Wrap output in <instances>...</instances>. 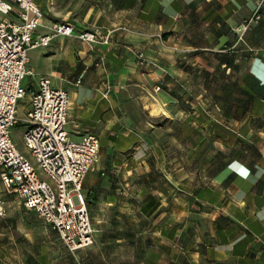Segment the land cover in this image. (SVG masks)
<instances>
[{"label":"crops","instance_id":"crops-1","mask_svg":"<svg viewBox=\"0 0 264 264\" xmlns=\"http://www.w3.org/2000/svg\"><path fill=\"white\" fill-rule=\"evenodd\" d=\"M37 2V34L70 21L110 36L30 52L28 86L68 89L71 136L100 137L84 181L96 242L72 251L0 175V264H264L259 0Z\"/></svg>","mask_w":264,"mask_h":264},{"label":"built area","instance_id":"built-area-1","mask_svg":"<svg viewBox=\"0 0 264 264\" xmlns=\"http://www.w3.org/2000/svg\"><path fill=\"white\" fill-rule=\"evenodd\" d=\"M263 6L264 0H259L258 9ZM262 16L255 14L257 19ZM44 17L37 0H0V175L75 251L96 242L84 181L99 160L100 137L88 132L80 140L73 139L67 129L72 103L68 89L53 85L48 76L41 77L36 88L25 86L24 80L35 75L33 48L48 47L62 35L92 43L108 42L110 36L99 29L78 30L70 21L55 22L48 32L37 34ZM139 55L144 65L146 55ZM28 95V109L21 117L19 104ZM19 123L26 126L28 153L12 136Z\"/></svg>","mask_w":264,"mask_h":264},{"label":"rangeland","instance_id":"rangeland-1","mask_svg":"<svg viewBox=\"0 0 264 264\" xmlns=\"http://www.w3.org/2000/svg\"><path fill=\"white\" fill-rule=\"evenodd\" d=\"M29 81H32V78L30 76H28L24 80V85L28 87ZM141 93H144L142 88H140L138 90V95H140ZM136 98L140 102L146 101L144 97L136 96ZM29 99H30V96L28 95L26 98L22 99L20 104H19V108L18 109H19V115L21 117H23L25 115V112H27L28 105H29ZM154 114L155 115H153V116H155V117H153V119L158 123L159 130H162L163 132H165L164 130H165L166 126H168L169 123L171 122L170 115L165 114L163 110H159V109L155 110ZM145 117L148 118V115L146 114ZM25 127L26 126L23 123H19V124L15 125L12 128V136H13V139H14L15 143L18 145V147L24 153H28V150H27V148L25 146V143H24Z\"/></svg>","mask_w":264,"mask_h":264},{"label":"trees","instance_id":"trees-1","mask_svg":"<svg viewBox=\"0 0 264 264\" xmlns=\"http://www.w3.org/2000/svg\"><path fill=\"white\" fill-rule=\"evenodd\" d=\"M263 9H264V6H263V8L261 9V13H262V10H263ZM228 165H229V164H227L226 166H224L219 172H221L223 169H225ZM219 172H218V173H219ZM218 173H217V174H218ZM217 174H216V175H217ZM231 177H232V175L229 176V177L225 180V182H228V181L231 179Z\"/></svg>","mask_w":264,"mask_h":264}]
</instances>
